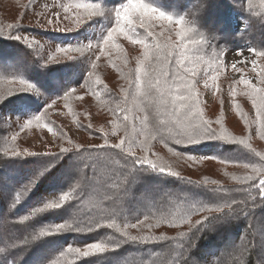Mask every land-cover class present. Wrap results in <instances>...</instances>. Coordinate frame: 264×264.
Here are the masks:
<instances>
[{
  "label": "snow or ice",
  "instance_id": "6c2138e0",
  "mask_svg": "<svg viewBox=\"0 0 264 264\" xmlns=\"http://www.w3.org/2000/svg\"><path fill=\"white\" fill-rule=\"evenodd\" d=\"M261 3L264 4V0ZM111 4V8H105L101 0H74L61 5L63 19H71L76 34L71 42L65 41L64 46L56 48V53L62 54L68 61L59 68L49 67L51 63H58L57 56L44 57L42 52L45 45L23 32L20 24H8V32L0 29V39L6 38L23 46L25 56L38 57L35 63L43 69L36 76L18 71L11 78L5 77L9 84H18L19 87L9 88L4 96H0V123L9 122L15 116L20 131L33 127L47 129L53 137L57 136L54 122L45 118L49 109L56 105L55 98L64 100L65 107L71 111L67 101L76 92L73 85L90 88L89 78L94 75L101 56L113 48L123 51L119 39L132 45L139 44L142 49L136 60L134 77L128 78L127 89L121 88L122 103L118 102L117 109L113 111L115 119L111 122V135L119 136L121 131L124 133L117 142L111 143L107 138L108 133L101 129L103 143L89 148L73 144L66 134H62L60 138L66 139L71 147L61 146L58 153L35 152L27 148L21 151L16 147L4 150V156L10 158H49L32 161L35 167L27 180L11 192L0 194L7 201V218L12 223L11 230L0 231V264H28L25 254L36 241H43V247L57 242L49 238L65 234L89 236L105 229L108 230L106 239L97 238L86 240L82 245H68L60 250L58 256L47 257L48 264H61L65 252L72 253L77 259L84 258L85 264H98V260L88 258L106 259V254L117 253L129 243L149 242H164V247L171 249L170 264H190V249L195 233L201 232L212 221L247 215L250 202L252 207H255L257 200L264 204V165L223 160L217 155L198 157L194 154L193 146L209 143L223 146L224 152H254L250 143L253 125L246 118L245 125L249 128L247 139L228 132L224 128L223 117L216 120L205 118L201 105L194 79L199 66L215 65L216 74L205 73L203 83V87L211 90L213 95L221 92L217 83L219 73L229 67L223 59V52L213 49L211 61H206L202 54L206 47H212L211 41L218 40L219 35H209L198 18H189L180 11L173 13L157 0H111ZM248 6L251 7V0H248ZM53 16L57 23L56 31H73V28H59L60 14L53 13ZM101 17L108 21L105 30L99 36L89 33L88 29L97 26ZM37 24L44 27L39 21ZM47 24H53V19H47ZM243 51L238 50L236 55H242ZM247 51L264 58V50L250 47ZM237 63L244 61L232 63L230 67L242 72L237 68ZM251 63L257 82L253 83L242 75L235 84L247 89L244 95L250 99L255 112V134L264 140V66H259L257 70V61ZM94 84H102L99 76H96ZM93 95L99 98L100 92L94 91ZM229 95L233 99V107L239 112L235 87L230 88ZM223 103L221 100L222 106ZM239 114L244 118L243 112ZM214 125L219 126V131ZM18 135L12 136V140L15 141ZM157 141L166 146H179L168 147L178 159L192 163H196L198 158L237 165L242 163L244 168L251 170V174L233 177L239 185L236 188H224L215 180L192 181L179 171L172 170L170 165L158 162L159 157L152 158L156 153L152 151L151 142ZM137 150L142 154L137 155ZM261 159L264 160V155H261ZM67 160L73 161V170L67 183L61 186V191L41 195L33 201L38 189L61 173ZM145 175L173 177L191 186L176 197L179 211L170 218L152 216L155 223L146 225L149 229L162 224L171 228L186 225L187 231H181L175 237L130 235L129 229H139L150 219L145 215L132 223L123 209L131 186ZM63 176L61 173V178ZM235 193L241 195L238 197ZM213 213L216 215H211ZM193 216L202 218L193 223ZM53 217L58 222L46 223Z\"/></svg>",
  "mask_w": 264,
  "mask_h": 264
},
{
  "label": "trees",
  "instance_id": "16d2710c",
  "mask_svg": "<svg viewBox=\"0 0 264 264\" xmlns=\"http://www.w3.org/2000/svg\"><path fill=\"white\" fill-rule=\"evenodd\" d=\"M162 6L168 9H177L182 14H186L189 18H198L199 23L203 26L209 35L215 33L219 35L218 40H212V47L208 48L210 53H213V49L217 52H223L230 49H240L245 46L256 48L257 50H264V8L258 6V2L253 3L251 0V7L248 6V0H159ZM240 17L245 22V27L241 31L234 29V18ZM26 49L23 46L18 45L14 41L7 39H0V60H7V69L0 67V89L11 88L8 87L9 83L6 78H11L17 74L18 71L25 73L26 66L32 70L30 74L26 75H39V72L43 69L37 67L35 61L38 57H26ZM42 55L47 56V54ZM19 62L23 69L16 68L15 62ZM58 64H61L58 63ZM49 67H57L59 65ZM196 81V80H195ZM7 83V85H6ZM77 88V85H73ZM219 86L223 95L224 102L227 101V95L223 91L228 87H235L236 90L243 95L239 98H235V102L240 105L239 112H243L244 118L241 117L239 112L234 108L233 114H225L222 110L221 103L216 105L218 110L216 112H210L209 108L201 102L204 109L205 118L210 120H216L223 117L224 128L237 137L247 139L249 136V128L245 125V118L249 124H252V136H251V148L254 152H224L223 146L217 147L215 143H209L205 146H193L195 150L194 154L198 157L204 155H217L223 160H237L248 163H254L257 166L264 165V160L261 159V155H264V150L257 147L256 141H253L256 132V126L253 124L255 120V112L251 107L250 99L244 95L247 89L243 85H236L235 81L232 82L226 75L219 80ZM3 87V88H2ZM100 96L97 98L94 95L91 104L99 109V113L105 116L106 122L104 126L108 127L112 133L111 122L115 119L113 111L117 109V103L123 100V93L117 91L114 87L109 89H99ZM5 92L0 91V96H4ZM55 98V97H54ZM59 98L56 100V102ZM233 102V99H231ZM213 106V105H212ZM88 107V105L86 106ZM84 107V109H86ZM221 107V108H220ZM50 111V109H49ZM7 112V109H5ZM231 112V111H230ZM48 112V116H49ZM89 115V114H88ZM82 115L79 111L75 112L74 119L78 120L81 127V131L87 134L90 138L101 139L99 134V128L94 127L92 120H82ZM234 118L237 122L243 124L242 127H236L234 124H230L229 120ZM236 122V121H235ZM91 125L89 128L88 126ZM57 134L62 135L64 130L62 126L57 124ZM137 126L138 122H137ZM219 131V126L214 125ZM14 124L12 121L6 123H0V177H3L8 182L7 190H11L20 186L27 180L30 175L31 168L35 167L32 161L37 159H48L49 157H19L10 158V156H4V145L9 137V133L12 134ZM238 129H241L240 132ZM95 131V134L93 133ZM123 131L119 136H112L109 141L117 142L120 137L123 136ZM103 140V138H102ZM264 144V140L259 139ZM80 145V143H78ZM168 147L179 148V146L168 145L163 142H151L152 151L156 153L153 159L160 158L158 162H163L166 165H170L172 170L179 171L181 175L192 181H203L205 179L215 180L219 185L224 188H236L239 187L237 181L233 177H243L250 175L251 170L246 169L235 163H222L214 159H197L196 163L185 161L182 158L178 159L169 150ZM89 148V147H82ZM59 151L55 152L58 153ZM142 153L137 150V155ZM261 154V155H257ZM207 161L211 163H219L221 167H198L199 165L207 166V163L200 161ZM73 170V161L67 160L64 168L61 169V173L71 176ZM61 173H58L56 177L45 182L35 193L32 200L39 199L41 195H47L51 192L59 193L61 186L65 185L68 178H61ZM145 187L154 194V199L150 200L147 195H144V205H138L145 207V209H135L132 204H135L131 198H141V188ZM191 186L184 183V181L178 180L168 176H142L138 179L130 188L129 194L125 197L123 209L127 214L130 222L135 223L137 218L142 219L145 215L150 217L144 225H140L139 229H129L130 235L142 236V235H154V236H168L175 237L181 231H187V226L183 228H171L166 224H162L158 228L149 229L147 224H154L155 220L151 219L152 216L171 217L174 212L180 210L176 197L183 190L189 189ZM214 187V186H213ZM0 187V194L2 191ZM4 191V190H3ZM234 195L240 196L241 194L235 193ZM0 200L5 199L0 197ZM142 207V208H143ZM147 207V208H146ZM1 208V203H0ZM8 204L4 207L8 217ZM140 208V207H139ZM0 212L2 213L1 209ZM0 213V214H1ZM21 214H23L21 212ZM48 215V214H45ZM202 215H209L203 213ZM211 215H216L215 213ZM202 216H193V223L201 219ZM58 222V219L53 217L46 223ZM207 223V222H206ZM3 224V226H2ZM2 231H8L12 228L11 221L6 218L4 223L0 225ZM37 230H39L37 228ZM108 230H101L100 233H94L89 236H77L75 234H65L61 237L49 238L57 241L46 246H41L43 241H36L27 250L25 259L28 264H48L47 257L58 256L61 249H66L68 245H82L84 241H91L93 239H106ZM170 243V242H169ZM229 244L232 246L228 247ZM264 204H261L257 200L255 207L251 206V202L248 208L247 215L241 214L238 217H229L224 220L212 221L207 224V227L203 228L201 232H197L192 240L193 247L190 249L191 261L190 264H264ZM204 252H211L209 257L202 255ZM107 258L92 257L89 260H98V264H170L172 258V252L170 248L164 247V242H149L148 244L129 243L122 246L117 253L106 254ZM61 264H85L84 258L77 259L72 253L65 252L61 257Z\"/></svg>",
  "mask_w": 264,
  "mask_h": 264
},
{
  "label": "rangeland",
  "instance_id": "374dc122",
  "mask_svg": "<svg viewBox=\"0 0 264 264\" xmlns=\"http://www.w3.org/2000/svg\"><path fill=\"white\" fill-rule=\"evenodd\" d=\"M74 2V0H0V29H2L4 32H8L7 25L8 24H20L21 30L25 32L26 34H30L33 37H36L41 43L45 45L43 52L44 54H47V56L56 55L58 59V63L61 62V64L58 63H51L49 65H59V67H62L61 65L64 63H67L68 61L64 58L62 54L56 53V48L58 46H64L65 41L71 42L73 40V37L76 34V30L74 27L73 22L71 19L64 20V11L61 5H67L69 3ZM157 2L162 6L161 2L157 0ZM253 3L256 4L258 2V6L261 8H264V4L261 3V0H252ZM102 6L105 8H111V0H101ZM47 5V7H45ZM166 8L165 6H162ZM169 11H172L173 13L177 12V9H168ZM53 13H59L61 20L59 23V28H73L72 32H63V31H56L57 23L53 16ZM42 14V15H38ZM23 17V19H21ZM53 19V24L48 25L47 19ZM100 23L93 27L89 28L88 31L91 34H94L95 36H99L102 31L105 30V27L108 23L107 20H104L103 17L98 18ZM37 21H39V24H43L44 27H40L37 24ZM245 27V22L240 17L234 18V29L237 31H241ZM15 29H13L14 31ZM143 31V30H141ZM158 31V29H157ZM6 39V38H5ZM173 39H175L173 37ZM118 43L121 45L123 51H119L117 49H110L107 50L105 55H102L100 60L97 61L98 67L94 70V75L89 78V82L91 84L90 88L80 87L77 86L76 92L72 94V96L67 101V104L71 107V111H69L68 107H65V101L62 99H59L56 102V105L50 109L49 116H46V120L49 122H54V130L57 131V124L62 126V129L64 130V133H66V136L70 138L73 141V144L80 143L81 147H91L93 145L101 144L103 143L102 140V134L101 129L104 130V132L108 133V139H112L111 131L108 127L104 126L106 122V117L102 115V113H99V109L96 106H93L91 104L92 98H94L93 92L99 91L100 88L103 89H109V87H114L117 91H121V88L127 89L129 86V77H134L135 75V68H136V60L137 57L141 54L142 49L139 44L132 45L126 40L119 39ZM250 48L248 46H245L240 49H230L223 51V59L226 61V63L229 65V67L225 70L219 73L218 81L225 77L226 75L229 77V79L234 82L241 78L243 75L244 78L252 80L253 83H256V73L252 71V61H257V70H259V66H264V58L256 57L253 53L247 51V49ZM243 49L242 55H236V52L238 50ZM202 54L204 55V58L206 61H211L213 59L212 53L208 51V48L206 47L205 50H202ZM72 55H78L77 53H72ZM237 61H244V63H237V68L242 69V72H236L233 70L230 65L232 63H235ZM10 62L7 60H0V67L3 69H7L9 67L8 64ZM16 65V68H18L17 65L19 62L14 63ZM23 69V67H19L18 69ZM215 65L212 64L209 66V64H201L199 66L198 75L194 78L197 81L196 87L200 93V100L205 105L206 108H209L210 112H216L214 111L216 108V105H219L221 103V100H223L222 92L216 93L215 95L212 94L211 90H206L203 87L204 79H205V73L210 74H216L214 71ZM32 70H30L26 66L25 73L30 74ZM96 76H99L102 84L99 86H96L94 84ZM1 83V82H0ZM209 83L211 84V80L209 78ZM7 85V83H6ZM8 87H19L18 84H9ZM3 88V87H2ZM9 88L0 89L2 92H7ZM230 87L223 89V91L227 95V101L223 103V106H221L220 110H222L225 114L231 115L234 112L232 97L229 95ZM237 91V97H241L243 94L241 92ZM82 97V99L78 98ZM56 100L58 98H55ZM224 101V100H223ZM88 105V107H86ZM213 105V106H212ZM252 107V104H250ZM86 107V109H84ZM214 109V110H213ZM79 111L82 115L80 118L82 120H92L94 123V127L99 128L100 132L98 136L101 137V139H94L90 138L87 134H84L82 132L81 127L78 123L77 119H74L73 116L75 115V112ZM231 111V112H230ZM89 114V115H88ZM14 124V129L12 134L9 133V137L7 138V141L5 142V146L7 148L9 147H16L19 150H23L27 148L29 151H35V152H51L55 153L59 151V148L61 146L63 147H71L66 139H61L60 135L57 134L56 137H53L47 129H37L35 127L31 129H25L24 131H20L19 122L17 121V118L15 116L11 117V120ZM230 124H234L236 127H242L243 124L237 122L234 118L229 120ZM236 121V122H235ZM111 126V125H110ZM240 132H242L241 129H238ZM17 139L15 141L12 140V136L17 135ZM95 134V131L93 132ZM96 135V134H95ZM260 137L254 136L253 141H256L257 147L264 150V144L261 143L259 140ZM111 143H115L114 141H111ZM200 161V160H199ZM203 163H207V166L199 165L198 167H213L214 170H216V167H221L219 163H211L207 161H200ZM32 170V168H31ZM31 172V171H30ZM63 178H68V175L64 174ZM8 181L4 179L3 177H0V187H2L1 194L10 192V190H7L8 187ZM141 193L143 194V197L141 198H131L132 201L136 202L135 204H132V206L135 209L142 210L145 209V207H141L138 205H144L145 198L144 195H147L150 200L154 199V194L152 191H149L145 187H142ZM5 201L0 200L1 203V211L0 214V225L1 223H4L5 219L7 218V213L4 210V207H7V203H4ZM147 208V207H146ZM3 226V224H2ZM0 231H2L0 227ZM232 246V244H229L228 247ZM202 255L209 257L211 255V252H204Z\"/></svg>",
  "mask_w": 264,
  "mask_h": 264
}]
</instances>
